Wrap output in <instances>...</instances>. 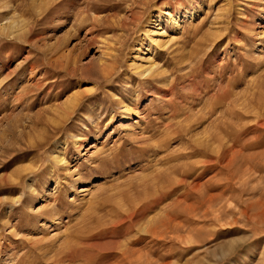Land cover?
Returning <instances> with one entry per match:
<instances>
[{"label":"rangeland","instance_id":"obj_1","mask_svg":"<svg viewBox=\"0 0 264 264\" xmlns=\"http://www.w3.org/2000/svg\"><path fill=\"white\" fill-rule=\"evenodd\" d=\"M0 264H264V0H0Z\"/></svg>","mask_w":264,"mask_h":264},{"label":"bare ground","instance_id":"obj_2","mask_svg":"<svg viewBox=\"0 0 264 264\" xmlns=\"http://www.w3.org/2000/svg\"><path fill=\"white\" fill-rule=\"evenodd\" d=\"M123 19V18H121ZM121 19H119L120 21H122ZM117 20V19H116ZM18 22V21H17ZM16 21L15 19L13 21H11L9 23L8 26H10L12 29V27L14 28L16 26ZM19 24V23H18ZM123 24V23H122ZM6 27V26H5ZM19 27V26H18ZM2 28V27H1ZM21 28V27H20ZM15 29V28H14ZM19 29V28H18ZM11 31V30H10ZM6 32V31H5ZM23 31H20L19 33H21ZM150 32V31H149ZM148 32V33H149ZM155 33V32H154ZM6 34V33H5ZM11 34V33H10ZM18 34V33H17ZM16 34V35H17ZM157 34V33H156ZM161 34V33H160ZM15 36V35H14ZM148 36V34H147ZM150 40H152V37L151 36H148ZM107 53V52H106ZM106 55H111L110 53H107ZM137 56V55H136ZM142 60H145L144 63L145 64H138L137 66H135V68L137 69L136 72L139 76L143 77V78H150L152 77V75L154 74V72H156L157 67L158 65L154 64V61L151 59V58H145V57H142ZM101 65L102 67L106 68L108 65H107V62L105 63L104 60H101ZM156 74V73H155ZM154 76V75H153ZM93 89H89L85 92H75L74 94H72L71 96H69L62 104H55L54 106H52L53 109H51L50 111L54 112L55 115L57 117H66L67 116V119L68 118H71V116L73 114H76L78 111V106H80V103H81V100L83 98L84 95H87V94H90L92 93ZM223 96V95H222ZM225 96V95H224ZM223 96V97H224ZM50 108V107H49ZM45 110V109H43ZM49 111V110H48ZM124 113L128 114V113H133L135 112V109L133 108H130L128 105L124 107ZM45 112V111H44ZM61 119V118H60ZM66 119V120H67ZM206 141V140H205ZM204 141V142H205ZM57 162L59 163H63L64 162V157L62 155H58L55 157ZM30 175V174H29ZM29 187V186H28ZM20 197V196H19ZM18 197V198H19ZM162 218V217H161ZM156 222V221H155ZM146 228V227H145ZM150 228V227H149ZM128 248V247H127ZM126 249V248H125ZM132 252V251H131ZM134 253V252H133Z\"/></svg>","mask_w":264,"mask_h":264}]
</instances>
